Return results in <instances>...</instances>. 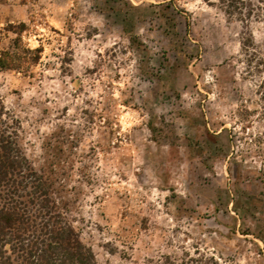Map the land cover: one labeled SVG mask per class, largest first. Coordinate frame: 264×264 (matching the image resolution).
<instances>
[{
	"label": "rangeland",
	"instance_id": "rangeland-1",
	"mask_svg": "<svg viewBox=\"0 0 264 264\" xmlns=\"http://www.w3.org/2000/svg\"><path fill=\"white\" fill-rule=\"evenodd\" d=\"M3 52V119L95 264H264V0H0Z\"/></svg>",
	"mask_w": 264,
	"mask_h": 264
},
{
	"label": "trees",
	"instance_id": "trees-1",
	"mask_svg": "<svg viewBox=\"0 0 264 264\" xmlns=\"http://www.w3.org/2000/svg\"><path fill=\"white\" fill-rule=\"evenodd\" d=\"M10 65L9 53H1L0 69ZM13 134L0 101V264H95Z\"/></svg>",
	"mask_w": 264,
	"mask_h": 264
}]
</instances>
